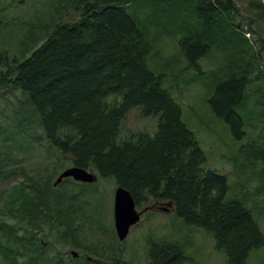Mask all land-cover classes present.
Returning <instances> with one entry per match:
<instances>
[{
	"label": "trees",
	"instance_id": "1",
	"mask_svg": "<svg viewBox=\"0 0 264 264\" xmlns=\"http://www.w3.org/2000/svg\"><path fill=\"white\" fill-rule=\"evenodd\" d=\"M135 2L79 0L72 15L76 18L56 22L50 34L27 44L24 56L0 51V83L21 92L29 110L26 116L19 105L22 122L33 123L42 144L56 154L55 161L44 166L47 179L39 163L35 177L11 188L6 208L12 222L0 224V264H72L49 254V248L40 244L44 234H50L54 244L88 251L79 241L82 185L64 179L61 185L69 182L74 188L56 192L51 186L64 162L95 172L98 178H113L116 187L130 193L137 208L152 202L171 204L184 223L213 235L227 264H246L249 253L264 246V232L252 211L243 200H226L225 176L203 167L204 152L182 123L180 107L161 87V77L148 69L152 45L136 24L137 14L128 11ZM150 5V11L161 6V13L171 12L176 18L190 10L180 41L190 67L225 35L235 42L237 54L252 50L236 29L239 24L229 25L223 17L235 8L232 0H150ZM251 5L264 19V5ZM138 9L149 11L147 3ZM238 40L244 44L237 45ZM239 58L227 65V77L209 101L232 131L242 126L237 109H245L246 86L260 63L257 52L250 53L247 68L241 69L244 60ZM134 107L144 117H158L156 130L153 135L136 132L120 138L122 123ZM25 126L29 138L38 136L29 124ZM3 148L5 143L0 152ZM2 170L6 178L19 176L14 167ZM83 213L88 214L85 209ZM102 248L90 252L100 255ZM148 253L151 264L184 260L181 248L170 242L150 243Z\"/></svg>",
	"mask_w": 264,
	"mask_h": 264
},
{
	"label": "rangeland",
	"instance_id": "2",
	"mask_svg": "<svg viewBox=\"0 0 264 264\" xmlns=\"http://www.w3.org/2000/svg\"><path fill=\"white\" fill-rule=\"evenodd\" d=\"M77 1L0 0V51L24 56L28 51L27 44L41 39L46 33L50 34L56 22L76 18L72 15L76 14ZM232 1L235 8L230 15L224 13L223 17L228 19L229 25L239 24L236 29L246 36L252 50L246 49L244 54H237L235 42L227 40L226 35L219 36L220 39L210 46L211 52L191 67L180 50V41L185 34L181 26L190 17V10L185 11L184 17L176 18L171 12L161 13L164 1L159 8L150 11V0H136L128 11L137 14L136 24L152 45V53L147 59L148 69L161 77V87L180 107L182 123L193 133L204 152L203 167L225 176L226 200H243L264 232V19L256 15L257 9L251 5L252 2L264 5V0ZM141 3L148 4L147 13L143 9L137 10ZM20 41L24 44H19ZM236 44L240 46L244 42L238 40ZM256 52L260 63L254 68L246 86V107L237 109L242 126L232 131L224 120L216 116L209 101L213 98L215 87L227 77V65L240 60V56L244 60L241 69H245L250 53ZM20 104L27 116L29 110L21 92L0 83V133H4L0 134V145L5 143L7 146L0 152V157L7 154L0 162L1 225L12 222L7 209L9 202L6 203L13 192L11 188L19 186L26 177H35L39 163L40 173L43 176L48 174L44 172V166L53 163L56 156L42 144L44 142L35 125L26 120L22 122ZM157 122V116L144 117L139 107H134L122 123L120 138L136 132L153 135ZM26 124L34 128L38 136L29 138L25 132ZM4 166L14 167L19 176L6 178L2 170ZM68 167H71L69 163L64 162L52 179L51 186L58 189L56 192L74 188L69 182L53 186L56 177ZM81 185L84 195H78L79 201L83 202L78 208L82 221L79 241L88 251L80 253L78 247L70 244H54L51 235L44 234L46 238L40 244L49 248V254L56 259L61 258L67 263L72 260V264H151L149 244L164 241L181 248L182 264H227L224 250L215 246L213 235L184 223L174 209L166 206L167 203L152 202L136 208L142 213L139 222L131 227L123 241H119L113 227L114 179L97 178L92 184ZM83 209L88 214L83 213ZM87 215L89 218L85 220ZM100 247H103L100 255L91 253L97 252L96 248ZM246 264H264V246L251 251Z\"/></svg>",
	"mask_w": 264,
	"mask_h": 264
},
{
	"label": "water",
	"instance_id": "3",
	"mask_svg": "<svg viewBox=\"0 0 264 264\" xmlns=\"http://www.w3.org/2000/svg\"><path fill=\"white\" fill-rule=\"evenodd\" d=\"M66 178L84 184H91L96 181V175L92 172L71 166L57 176L53 186ZM140 215L141 212L136 210L130 193L120 186L116 187L113 200V227L119 241H123L127 237L130 228L139 222Z\"/></svg>",
	"mask_w": 264,
	"mask_h": 264
}]
</instances>
